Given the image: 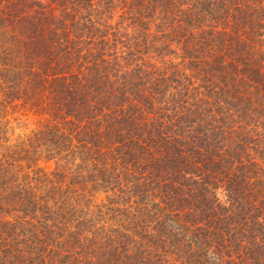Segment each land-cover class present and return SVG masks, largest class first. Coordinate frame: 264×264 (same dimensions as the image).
Here are the masks:
<instances>
[{"label":"trees","instance_id":"trees-1","mask_svg":"<svg viewBox=\"0 0 264 264\" xmlns=\"http://www.w3.org/2000/svg\"><path fill=\"white\" fill-rule=\"evenodd\" d=\"M12 102L0 264H264V0H0Z\"/></svg>","mask_w":264,"mask_h":264},{"label":"rangeland","instance_id":"rangeland-1","mask_svg":"<svg viewBox=\"0 0 264 264\" xmlns=\"http://www.w3.org/2000/svg\"><path fill=\"white\" fill-rule=\"evenodd\" d=\"M12 102L2 109L0 114V153L9 144L20 141L33 127L37 125V116L26 107ZM9 148V147H8ZM40 166L51 168V161H40Z\"/></svg>","mask_w":264,"mask_h":264}]
</instances>
